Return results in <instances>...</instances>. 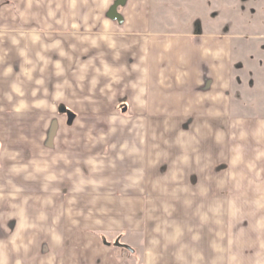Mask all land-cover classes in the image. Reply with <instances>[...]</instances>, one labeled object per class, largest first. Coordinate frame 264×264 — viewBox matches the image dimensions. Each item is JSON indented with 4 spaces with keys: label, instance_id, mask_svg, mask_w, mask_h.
Masks as SVG:
<instances>
[{
    "label": "crops",
    "instance_id": "0c3cea01",
    "mask_svg": "<svg viewBox=\"0 0 264 264\" xmlns=\"http://www.w3.org/2000/svg\"><path fill=\"white\" fill-rule=\"evenodd\" d=\"M156 25L0 0V264H264V77L236 99L232 35Z\"/></svg>",
    "mask_w": 264,
    "mask_h": 264
},
{
    "label": "rangeland",
    "instance_id": "374dc122",
    "mask_svg": "<svg viewBox=\"0 0 264 264\" xmlns=\"http://www.w3.org/2000/svg\"><path fill=\"white\" fill-rule=\"evenodd\" d=\"M151 6L157 30H166L174 35L233 36V91L236 99L241 92H244L245 84L248 82L247 71L254 74L251 78L255 81L257 78L262 81L264 40L261 38L264 36V0H151ZM262 92L263 89L257 87L250 91L254 96ZM258 97L259 103L263 102L259 95ZM78 114L79 118L84 116V112ZM236 114L246 113L237 111ZM88 115L90 120H98L101 116L97 111H91ZM121 130L123 137L128 136L129 133L132 137H136L132 131L129 132L122 127ZM107 146L111 150L112 145Z\"/></svg>",
    "mask_w": 264,
    "mask_h": 264
},
{
    "label": "trees",
    "instance_id": "16d2710c",
    "mask_svg": "<svg viewBox=\"0 0 264 264\" xmlns=\"http://www.w3.org/2000/svg\"><path fill=\"white\" fill-rule=\"evenodd\" d=\"M120 247L126 248L128 250H132L131 247L127 246V245H123V244H118Z\"/></svg>",
    "mask_w": 264,
    "mask_h": 264
}]
</instances>
